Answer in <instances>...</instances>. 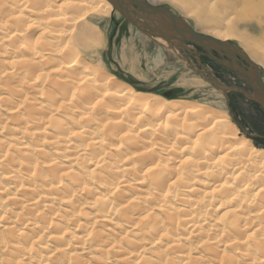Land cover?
Listing matches in <instances>:
<instances>
[{"label":"bare ground","instance_id":"obj_1","mask_svg":"<svg viewBox=\"0 0 264 264\" xmlns=\"http://www.w3.org/2000/svg\"><path fill=\"white\" fill-rule=\"evenodd\" d=\"M217 1L243 27L193 30L264 70V0ZM119 10L141 25L117 0H0V264H264V148L109 71L98 22Z\"/></svg>","mask_w":264,"mask_h":264},{"label":"rangeland","instance_id":"obj_2","mask_svg":"<svg viewBox=\"0 0 264 264\" xmlns=\"http://www.w3.org/2000/svg\"><path fill=\"white\" fill-rule=\"evenodd\" d=\"M214 1L188 2L187 9L182 11L168 2L158 5L170 9L194 30H198L199 27L198 21L194 18L196 13L204 14V16L214 14L215 18L220 14V17L216 18L219 24L224 26L227 21L231 27L233 25L239 28L243 27L241 19L243 17L238 20L239 16L238 19L235 16L237 14L228 11L223 3L220 8L218 4L221 2ZM198 9L201 11L198 12ZM120 16L117 12L110 19L98 22L101 40L106 41L102 59L109 71L115 73L120 80L141 87L143 92L157 94L166 99L199 102L217 112H225L231 123L238 129L240 136L243 135L264 148V110L247 98L246 95L249 93L244 91L242 85L233 75L207 62L198 64L190 54L186 55L181 52V49L174 46H166V43L162 42L163 39L133 29L128 21ZM235 18L236 22L233 20ZM232 20L233 23H231ZM249 30L255 31L253 27H250ZM228 43L237 48L240 45L234 40L228 41ZM158 51L162 55L160 59L157 57ZM128 66L135 73L132 74ZM262 78L264 82V70ZM196 79L202 80L205 86L184 85ZM209 79H212L217 86L224 90L216 88L215 84L209 82Z\"/></svg>","mask_w":264,"mask_h":264},{"label":"water","instance_id":"obj_3","mask_svg":"<svg viewBox=\"0 0 264 264\" xmlns=\"http://www.w3.org/2000/svg\"><path fill=\"white\" fill-rule=\"evenodd\" d=\"M131 4L137 7V9L145 14L146 16H165L167 17L174 25V31L178 32L185 41H188L195 46L203 49L211 58L215 60L222 66L226 67L228 70L234 73L237 80L244 83L251 90V94L246 95L251 101L257 103L263 110H264V82L262 78L263 70L259 69L256 65H254L247 57H245L237 47L232 46L230 43H224L216 41L208 36L200 34L193 30V28L181 17L175 15L171 12L170 9L164 6H152L147 3L145 0H127ZM116 8L115 5H113ZM117 9V8H116ZM122 14V11L119 10ZM124 17V15L122 14ZM126 21L136 26V24L126 16L124 17ZM170 41V40H168ZM183 47V46H182ZM184 48V47H183ZM185 49V48H184ZM219 52L223 53L228 59L233 61L232 56L237 57L240 62L244 63V67L246 70L237 67L233 63L231 65H225L222 62L216 60L212 55L211 52ZM234 52V54H233ZM209 82L213 85L215 84L212 79H209ZM216 88L220 90H224L223 88L217 86Z\"/></svg>","mask_w":264,"mask_h":264},{"label":"flooded vegetation","instance_id":"obj_4","mask_svg":"<svg viewBox=\"0 0 264 264\" xmlns=\"http://www.w3.org/2000/svg\"><path fill=\"white\" fill-rule=\"evenodd\" d=\"M125 1V2H124ZM118 2V8L125 11L126 14L136 19L141 25H132L130 24L133 29L139 30L143 34H149L154 37H160V36H166L170 42L176 43L177 45L183 46L185 49H191L190 52L186 51L185 49H181V52H184L186 55L190 54L191 57L195 59V61L199 62H207L213 66L218 67L219 69L223 70L226 73H229L233 75V77L237 80L234 73L228 70L226 67L222 66L215 60H212L209 58L208 54L201 48L195 46L194 44L185 41V39L178 34V32L174 31L173 29V23L165 16H143L138 13V9L134 5H130L127 7L125 4H127V0H117ZM124 20H126L123 16H120ZM211 55L218 61L222 62L225 65H231L232 63L234 65H237V67L246 70L244 67V63L240 62L237 57H233V61L231 59H228L223 53L219 52H211ZM198 62V64H199ZM218 74V73H217ZM238 83H240L246 93L251 94V90L245 86L244 83L237 80ZM255 103V102H254ZM257 104V103H256ZM258 105V104H257Z\"/></svg>","mask_w":264,"mask_h":264}]
</instances>
